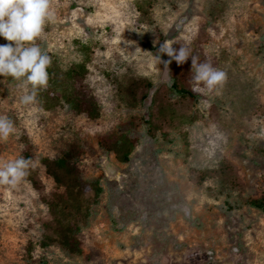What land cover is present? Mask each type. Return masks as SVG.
<instances>
[{
	"label": "rangeland",
	"instance_id": "rangeland-1",
	"mask_svg": "<svg viewBox=\"0 0 264 264\" xmlns=\"http://www.w3.org/2000/svg\"><path fill=\"white\" fill-rule=\"evenodd\" d=\"M52 6L56 20L38 43L63 69L88 59L86 83L100 114L92 120L64 105L23 106L15 82L0 77V115L16 128L0 142V158L28 154L36 162L29 174L42 185L0 186V264H264V212L245 204L264 193V0H52ZM181 17L187 21L174 30ZM165 41L225 71L226 83L196 92L197 101L171 94L172 67L160 61L166 54L156 55ZM140 79L152 87L146 100L129 105L117 88ZM155 97L172 112L170 121H151ZM122 124L137 140L128 163L98 145ZM67 151L81 178L99 179L102 188L98 203L88 188L81 198L82 210L89 206L81 255L38 245L43 199L55 189L41 161ZM222 161L234 171L235 188L222 194L216 178L197 184L198 172Z\"/></svg>",
	"mask_w": 264,
	"mask_h": 264
},
{
	"label": "trees",
	"instance_id": "trees-1",
	"mask_svg": "<svg viewBox=\"0 0 264 264\" xmlns=\"http://www.w3.org/2000/svg\"><path fill=\"white\" fill-rule=\"evenodd\" d=\"M144 48L155 51L156 48L149 43L142 44ZM174 49L181 46L178 43L172 45ZM87 51V47H84ZM52 64L48 69L50 74L49 86L39 93L38 106L45 111L67 106L70 111L78 115H84L88 119H97L100 114L97 97L89 90L86 79L88 76V59L74 63L63 69L58 65L56 57L49 54ZM171 81L168 91L182 99L197 101L198 95L192 90V71L189 60L183 65H177L172 61ZM152 84L145 79L131 80L126 86L117 88L119 96L129 105H135L146 100L148 91ZM172 112L166 104L156 100L153 101V111L150 119L153 122L166 123L172 119ZM127 126V125H126ZM137 140L132 133L126 129L125 124L118 127L112 134L98 139L99 147L108 154L114 155L120 163H128L130 156L136 147ZM261 153H263L261 151ZM25 158H30L28 154ZM74 152L67 151L62 155L43 159L41 161L45 174L51 178L55 189L44 199L46 218L42 222L43 238L38 242L41 248L56 244L67 255H81L83 245V232L81 220L86 221L89 216V206L83 207L81 198L85 188L93 192L92 202L98 203L102 193L99 179L85 181L81 178L78 168L73 163ZM30 173V172H29ZM216 178L218 188L222 194L226 190L236 187V176L231 166L226 162H220L216 169L198 172L197 184H202L208 179ZM25 181L37 190H42L39 180L28 175ZM245 204L255 210L264 212V193L256 198H248ZM47 234V235H46ZM46 235V236H45Z\"/></svg>",
	"mask_w": 264,
	"mask_h": 264
},
{
	"label": "clouds",
	"instance_id": "clouds-1",
	"mask_svg": "<svg viewBox=\"0 0 264 264\" xmlns=\"http://www.w3.org/2000/svg\"><path fill=\"white\" fill-rule=\"evenodd\" d=\"M56 20L52 0H0V37L8 43L0 44V77L11 78L19 95V103L31 106L38 95L49 86L48 69L52 59L38 41L45 36V29ZM159 59L166 54L168 61H160L167 68L174 60L183 65L191 58L193 91L212 93L223 87L227 73L207 62H199L185 47L174 49L165 41L159 48ZM16 131L14 121L0 115V142H5ZM36 167L33 159L19 156L0 158V186L17 188L29 171Z\"/></svg>",
	"mask_w": 264,
	"mask_h": 264
},
{
	"label": "water",
	"instance_id": "water-1",
	"mask_svg": "<svg viewBox=\"0 0 264 264\" xmlns=\"http://www.w3.org/2000/svg\"><path fill=\"white\" fill-rule=\"evenodd\" d=\"M187 21V17H181L178 22L175 24L174 26V30H181L182 28V25ZM156 55L159 56L160 53L159 52H156ZM166 58V61H168L169 59H171L170 57H168L167 55L165 56ZM105 163V160L103 161ZM104 170L107 174L111 175V176H114L116 174V170L111 167L109 164H104ZM187 214V213H186Z\"/></svg>",
	"mask_w": 264,
	"mask_h": 264
}]
</instances>
